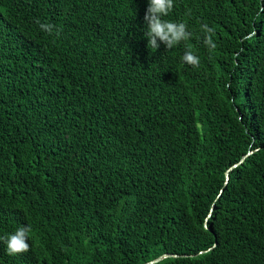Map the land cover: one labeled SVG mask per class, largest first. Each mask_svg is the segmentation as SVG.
I'll list each match as a JSON object with an SVG mask.
<instances>
[{"label":"trees","instance_id":"1","mask_svg":"<svg viewBox=\"0 0 264 264\" xmlns=\"http://www.w3.org/2000/svg\"><path fill=\"white\" fill-rule=\"evenodd\" d=\"M148 6L0 0V264H264V0H174L197 68Z\"/></svg>","mask_w":264,"mask_h":264},{"label":"clouds","instance_id":"2","mask_svg":"<svg viewBox=\"0 0 264 264\" xmlns=\"http://www.w3.org/2000/svg\"><path fill=\"white\" fill-rule=\"evenodd\" d=\"M148 8L146 9L143 20L146 25L144 36L147 39V47L157 50L162 43L167 50L185 43L186 50L181 57L182 62L197 68L200 65L199 56L195 55L193 51L187 47V42L192 38L193 33L187 30V25L184 22H173L164 19L174 8V0H148ZM35 23L43 32L52 35L54 32L59 35L58 30L51 23H44L36 20ZM202 43L209 49L214 50L217 45L214 42V29L208 24L201 25ZM32 228L30 225H21L14 233L6 236H0V241H3L7 246L8 255H17L30 251V245L27 242Z\"/></svg>","mask_w":264,"mask_h":264},{"label":"water","instance_id":"3","mask_svg":"<svg viewBox=\"0 0 264 264\" xmlns=\"http://www.w3.org/2000/svg\"><path fill=\"white\" fill-rule=\"evenodd\" d=\"M251 153H252V152H249L247 155H245V156L241 159V162L244 160V158H245L246 156L250 155ZM237 165H239V164H236V165H234L233 167H236ZM226 178H228V175L226 176ZM169 256H170V255H168V254H164V255L159 256L157 259L152 260V261H150V262H147V263H145V264H155V263H157V262L161 261L162 259H164V258H166V257H169Z\"/></svg>","mask_w":264,"mask_h":264}]
</instances>
